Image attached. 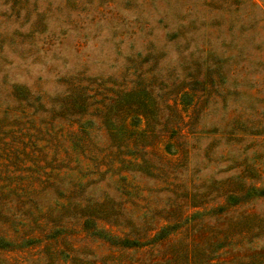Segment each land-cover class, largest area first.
Wrapping results in <instances>:
<instances>
[{
	"label": "rangeland",
	"instance_id": "1",
	"mask_svg": "<svg viewBox=\"0 0 264 264\" xmlns=\"http://www.w3.org/2000/svg\"><path fill=\"white\" fill-rule=\"evenodd\" d=\"M0 264H264V0H0Z\"/></svg>",
	"mask_w": 264,
	"mask_h": 264
}]
</instances>
